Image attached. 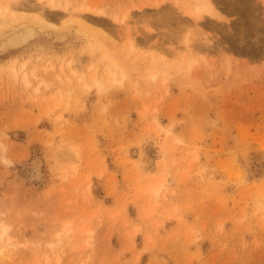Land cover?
<instances>
[{"label":"rangeland","instance_id":"1","mask_svg":"<svg viewBox=\"0 0 264 264\" xmlns=\"http://www.w3.org/2000/svg\"><path fill=\"white\" fill-rule=\"evenodd\" d=\"M11 1L0 264H264V0Z\"/></svg>","mask_w":264,"mask_h":264},{"label":"bare ground","instance_id":"2","mask_svg":"<svg viewBox=\"0 0 264 264\" xmlns=\"http://www.w3.org/2000/svg\"><path fill=\"white\" fill-rule=\"evenodd\" d=\"M11 3H12V5H16V7H19L20 5H18L17 4V0H12L11 1ZM11 3H10V5H8V6H11ZM68 5H69V0H49V6L50 7H61V8H63V9H67V7H68ZM18 9V8H17ZM189 13H190V15H192L193 17H195V18H200V17H202L203 15H205V14H209L210 16H213V15H216L217 14V12L214 10V8H213V6H212V4L210 3V1H208V0H194V2L191 4V8H190V10H189ZM23 15V14H22ZM21 15V16H22ZM25 16L24 17H22V18H24V19H26V20H30L31 21V23H35L36 25H38V26H42L43 27V25L44 24H47V23H45L44 21H42V19L39 17V16H32L31 14L29 15V14H24ZM8 16H11V19L10 20H12V19H16L17 17H18V15H17V17H16V15L13 13V14H10L9 13V7H2L1 5H0V25L2 24V23H4L5 21H6V19L8 18ZM21 16H19V17H21ZM46 26H48V25H46ZM45 25H44V27H46ZM41 27V28H42ZM43 27V28H44ZM47 28V27H46ZM59 34V33H58ZM86 35V34H85ZM36 36H38V33H37V31H36V29L33 27V26H31L30 24H25V25H23L21 28H19V29H13L10 33H8V34H6V36L4 37V38H2V39H0V52H4V51H7L8 49H12V48H17L18 46H22V45H24L25 43H27L30 39H32V38H34V37H36ZM87 37V36H86ZM62 38H64V35H61V36H59V37H57V38H54V39H56V40H58V41H61V40H63ZM91 39V38H90ZM90 39H89V41H90ZM92 39H93V37H92ZM91 42V41H90ZM89 44V43H88ZM40 49H43V50H45L46 48L45 47H43L41 44H40ZM90 47H92V46H90ZM48 49V48H47ZM46 52V51H45ZM45 52H43V53H45ZM57 54V53H56ZM48 56V55H47ZM54 56H58V55H53L52 54V57L51 58H53ZM22 64H24V63H22ZM21 64V66H20V68L21 67H25V64L24 65H22ZM77 65V64H76ZM69 66V65H68ZM67 66V67H68ZM79 66V65H78ZM66 67V69H68ZM72 69H74L73 71L69 68L68 70H71V71H68V73L70 72L71 74H72V76L73 77H76V79L75 80H77V84H80V83H82L83 82V84L85 85V80H83L84 78L83 77H85L84 76V74L83 73H81V72H79V69H75V68H73V67H71ZM78 68V67H77ZM80 68V67H79ZM108 70L106 71V72H108V74H107V77H108V75L109 76H111L110 77V79H111V83H114V82H117L118 83V85L120 84H122V74L120 73V75L118 74V72L116 71V69H112L111 67H108L107 68ZM18 70H19V68H18ZM13 71H15V70H13ZM17 71V70H16ZM18 72V71H17ZM23 72V71H22ZM21 72V73H22ZM67 73V72H66ZM18 74V73H17ZM26 74V73H25ZM28 74V73H27ZM22 82L23 83H25V84H27V82H29L28 80H27V78H26V75H24V72L22 73ZM77 75V76H76ZM33 76V75H32ZM59 76V75H58ZM67 76V75H66ZM65 76V73H64V77L63 78H66L67 80H69L70 81V78H68V77H66ZM70 76V75H69ZM121 76V77H120ZM154 76V75H153ZM96 78V76H93V81L95 82V84L96 85H101L99 82H100V80H99V82H97L98 80H96L95 78ZM21 78V77H20ZM154 78V77H153ZM91 79V80H92ZM107 79V78H106ZM73 80V79H72ZM71 80V81H72ZM103 80V79H102ZM108 80V79H107ZM40 82H42V81H40ZM102 82V81H101ZM75 83H76V81H75ZM105 83V82H104ZM41 84V83H40ZM83 84H82V87H84L83 86ZM88 84V83H87ZM86 84V85H87ZM103 84V83H102ZM108 84V83H107ZM28 85V84H27ZM85 85V87L87 88L88 86H86ZM93 85H94V83H93ZM95 85V86H96ZM109 85V84H108ZM91 86L92 85H90L89 87L91 88ZM97 86V87H98ZM104 86V85H103ZM38 87V85H36V88ZM101 87H102V85H101ZM101 87H98V89H97V91L101 88ZM35 88V89H36ZM104 88L102 87L101 88V90L104 92V90L106 89H104ZM38 90V88L36 89V91ZM102 91H100L99 90V92H102ZM211 120H209V124H211V126H213V125H215L216 123H217V119H215V118H210ZM166 132H170L171 133V130L169 131H166ZM169 133V134H170ZM105 168V167H104ZM38 170V167H37V165H35L34 166V169H33V174H32V176L33 177H36L37 176V171ZM163 176V175H162ZM163 178H165L164 176H163ZM166 181L169 185H171V184H174V182H175V180L172 178V177H166L165 179H162L161 181H160V183L158 184V186H157V188H155V189H153V192L154 193H157L158 192V190H159V188L161 187V185H162V183H163V181ZM0 227H2V226H0ZM4 228H6L5 226H3L2 227V229L1 230H3V231H5V229ZM2 231V232H3ZM0 232V238L3 236V233L5 234V232ZM1 241V240H0ZM1 247V246H0Z\"/></svg>","mask_w":264,"mask_h":264}]
</instances>
